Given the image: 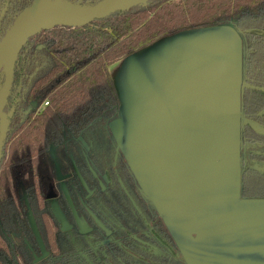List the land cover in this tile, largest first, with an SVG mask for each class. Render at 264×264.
Masks as SVG:
<instances>
[{
    "label": "trees",
    "instance_id": "1",
    "mask_svg": "<svg viewBox=\"0 0 264 264\" xmlns=\"http://www.w3.org/2000/svg\"><path fill=\"white\" fill-rule=\"evenodd\" d=\"M7 1L0 40L35 0ZM216 26L232 27L243 43L240 196L264 199V173L253 167L264 164V0H149L80 28L43 31L21 47L4 110L0 264H185L110 131L120 114L108 68L162 38ZM246 144L256 151L244 154Z\"/></svg>",
    "mask_w": 264,
    "mask_h": 264
},
{
    "label": "crops",
    "instance_id": "2",
    "mask_svg": "<svg viewBox=\"0 0 264 264\" xmlns=\"http://www.w3.org/2000/svg\"><path fill=\"white\" fill-rule=\"evenodd\" d=\"M242 61L239 34L216 26L108 68L120 114L110 131L185 264H264V199L240 196Z\"/></svg>",
    "mask_w": 264,
    "mask_h": 264
},
{
    "label": "water",
    "instance_id": "3",
    "mask_svg": "<svg viewBox=\"0 0 264 264\" xmlns=\"http://www.w3.org/2000/svg\"><path fill=\"white\" fill-rule=\"evenodd\" d=\"M119 1L121 0H100L95 4L83 6L64 0H56L51 4H48L47 0H35L29 7L17 15L0 40V59H2L0 73L3 75V84L0 88V155L9 125L4 117L3 109L11 91L14 63L21 47L30 38L43 31H49L57 27L80 28L112 14L126 11L139 4H144L149 0L132 4H118ZM18 40L20 44L16 51L13 65L10 68L7 65L5 57ZM58 180H62V177H58ZM61 188L63 195L75 216L80 233L87 234L89 231L85 229L75 215L70 198L63 184ZM29 223L40 251L42 252L41 258H44L46 256L45 248L31 214H29ZM69 230L70 227L64 224L62 231L67 232ZM38 260L39 259L36 261Z\"/></svg>",
    "mask_w": 264,
    "mask_h": 264
},
{
    "label": "rangeland",
    "instance_id": "4",
    "mask_svg": "<svg viewBox=\"0 0 264 264\" xmlns=\"http://www.w3.org/2000/svg\"><path fill=\"white\" fill-rule=\"evenodd\" d=\"M55 1L56 0H47V3L51 4ZM98 1H100V0H98ZM241 86H242V84H241ZM122 117H123V115H122ZM240 119H241V116H240ZM240 122H241V120H240ZM127 125H128L127 121H125V123H124V119L121 118L120 124L117 125L116 129H114L116 136L120 140H122V143H124V139H128V137H129V128L127 127ZM257 131L261 134H264V127H257ZM255 146L256 145H253V144H246L245 146H243V151H244L243 153L245 154V153L255 152L256 151ZM247 165H249L248 162L245 164V166H247ZM253 167L255 169H257L258 171H260L261 173H264V164L255 163V165ZM241 170H242V166H241Z\"/></svg>",
    "mask_w": 264,
    "mask_h": 264
},
{
    "label": "bare ground",
    "instance_id": "5",
    "mask_svg": "<svg viewBox=\"0 0 264 264\" xmlns=\"http://www.w3.org/2000/svg\"><path fill=\"white\" fill-rule=\"evenodd\" d=\"M144 0H121L118 2V4H132V3H137V2H142ZM19 40L15 42V45L11 48V50L8 52V54L5 57V60L7 62V65L11 68L13 65V61L15 58L16 51L19 47ZM2 65V59H0V67Z\"/></svg>",
    "mask_w": 264,
    "mask_h": 264
},
{
    "label": "flooded vegetation",
    "instance_id": "6",
    "mask_svg": "<svg viewBox=\"0 0 264 264\" xmlns=\"http://www.w3.org/2000/svg\"><path fill=\"white\" fill-rule=\"evenodd\" d=\"M8 1L6 0L5 1V3L3 4V6L1 7V9H0V18L2 17V15H3V12H4V10L6 9V7H7V3ZM0 80H2V82H3V75L0 73ZM12 87H13V82H12ZM12 87H11V90H12ZM10 93H11V91H10ZM10 93H9V96H10ZM9 96H8V98H9ZM8 98H7V100H6V104H5V106H4V109H3V114H4V110H5V108H7V102H8ZM10 101H13L12 99L10 100ZM47 106V105H46ZM45 105H43V107H46ZM4 117H5V119H6V121L8 122V117L4 114ZM9 124V123H8ZM8 132V131H7ZM7 136V135H6ZM4 146V145H3ZM2 149H3V147H2ZM2 151V150H1ZM0 159H1V155H0ZM110 233L109 232H107V235H109ZM37 242V241H36Z\"/></svg>",
    "mask_w": 264,
    "mask_h": 264
},
{
    "label": "built area",
    "instance_id": "7",
    "mask_svg": "<svg viewBox=\"0 0 264 264\" xmlns=\"http://www.w3.org/2000/svg\"><path fill=\"white\" fill-rule=\"evenodd\" d=\"M44 105L46 106V105H47V103H44Z\"/></svg>",
    "mask_w": 264,
    "mask_h": 264
}]
</instances>
